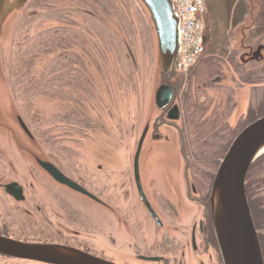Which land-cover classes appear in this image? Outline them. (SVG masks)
<instances>
[{
    "label": "flooded vegetation",
    "instance_id": "flooded-vegetation-1",
    "mask_svg": "<svg viewBox=\"0 0 264 264\" xmlns=\"http://www.w3.org/2000/svg\"><path fill=\"white\" fill-rule=\"evenodd\" d=\"M31 1L23 7L16 31L14 86L9 87L12 105L5 93L8 87H1L0 91V236L27 244L66 246L114 264H224L210 199L216 173L225 156L217 163H198L196 154L205 150L201 145L214 146L222 153L230 139L234 136L235 140L248 126L240 130L246 123L249 106L257 102L264 87L263 32L253 46L256 51L261 48L255 67H252V50L240 58L242 68L239 70L226 61L218 73L190 79L187 73L185 76L179 73L181 61L175 68L165 69L157 56L161 84L156 87L154 100L160 115L143 128L133 156L132 178L115 180L111 173L103 172L104 167H114L112 153L108 150L117 144L113 101L118 100L120 91L129 103L131 92L144 85L141 77L145 70L147 74L150 72L156 48L159 54L158 47L153 45L149 33L146 35L133 20L131 22L127 7L134 5L127 1L119 4L99 0L102 7H107L101 8L106 11L103 14L74 7L73 13L90 19V23H79L70 15H64V9L46 4L39 6L45 13H25ZM42 20L57 21L59 29L38 32L37 24ZM118 22L122 25L120 30ZM50 59L53 61L49 64L46 60ZM225 67L235 71L230 77L233 85L222 84L226 76L223 81L209 85L208 82L223 77ZM251 71L259 75L258 83H242L238 73ZM97 76L104 82L113 78L115 87H107L106 82V87H102ZM240 92L249 95L245 113L239 107L237 95ZM215 96L222 99L218 101ZM189 97L194 106L191 112L200 117L194 127H203L196 135L188 116ZM159 100L164 104L160 106ZM164 128L177 133L179 151L185 162L181 181L184 197L196 207V212L182 227L176 226L178 220L183 224L182 220L189 217L182 216L168 201L161 193L164 190L156 192V201L168 205L170 211L164 212L168 214V223L150 201L141 169L143 148L139 160L140 183L135 171V158L144 134L145 140L165 142L161 135ZM130 132H136L134 125L130 126ZM77 142L82 144L81 152L93 162L90 169L70 165V155L77 151L74 147L72 151L66 143ZM49 168L57 169L64 180L67 178L90 196L57 180ZM70 192L84 196L107 214L99 219L81 211ZM173 193L174 198L179 199L174 188ZM136 200L146 213L140 215L132 210ZM260 200H264V193ZM148 221L155 225L151 241L146 235L150 227ZM123 225L126 229L121 227ZM167 226L173 229L168 231ZM255 227L264 259V227L258 224ZM121 230L130 233L131 241L130 238L123 241L115 234ZM92 235L103 240L109 237L113 247L127 248L132 258L122 263L93 248L91 242L86 243ZM56 236H62V242H55ZM76 241L81 243L73 246L71 242ZM0 257L46 264L1 253Z\"/></svg>",
    "mask_w": 264,
    "mask_h": 264
},
{
    "label": "rangeland",
    "instance_id": "rangeland-1",
    "mask_svg": "<svg viewBox=\"0 0 264 264\" xmlns=\"http://www.w3.org/2000/svg\"><path fill=\"white\" fill-rule=\"evenodd\" d=\"M13 1V0H11ZM113 3H119L122 1H127L128 4H133L134 7L128 6L127 9L129 14L131 15L130 20L134 22L135 26L138 28L141 27L145 34L149 33L151 41L153 45L155 44V48L157 46V37L156 32L150 17L149 12L145 8V6L141 3L140 0H111ZM248 5L250 6L249 15L245 17L243 23H241L235 30L234 36L231 41V50L235 52L236 62L240 64V58L247 54L248 51L255 52L254 45L256 44L257 38H251L252 32L254 30V20L256 17L257 12L259 11V1L258 0H246ZM41 4H46L50 6H55L56 9H64V15L68 14L71 18L78 20L79 23L82 22H89L90 19H85L80 15H76L73 13L74 7H83L85 9H89L91 11H99L100 13H105L102 9H107V7H102L100 5L99 0H33L31 1L28 8H26L25 13L28 14H42L45 13L44 9L39 8ZM102 8V9H101ZM23 8L19 12H13L9 17L5 20L1 33H0V91L2 90L1 87H8L7 91V99L11 101L12 105V97L10 96V89L9 87L14 86L13 82V70L14 67V60L16 56V48H14V42L17 41L16 38V31L18 29L19 18L22 16ZM68 10H71L68 12ZM69 19V18H68ZM92 22V20H91ZM88 23V24H89ZM87 25V24H84ZM119 30L121 29L122 25L118 22L117 23ZM60 23L57 21H41L37 24V31H49L51 29L58 30ZM83 26V24H81ZM41 29V30H40ZM62 49H60V52ZM157 54V55H156ZM155 58L152 64H150V72L145 70L143 73V77H141V82H144L142 87H137L134 89L131 94L129 95V103H127V99H124L119 91L118 100L114 99L113 106H114V113H115V125L117 129L116 134V143L112 148H108V150L112 153V163L114 164L112 169L110 167H104L103 172L104 174L111 173L112 179L114 177L115 180L119 179H129L132 178V166H133V156L136 152L137 143L143 131L145 124L149 121L156 120L160 115L159 110L156 107L155 100H154V93L156 87L161 84V80L158 78V57L159 54L157 53V48L155 49ZM54 59V58H53ZM53 59L46 60V62H52ZM241 65V64H240ZM255 67V66H254ZM226 68V67H225ZM221 69V67H220ZM226 70V71H225ZM39 73V72H38ZM41 73V72H40ZM39 73V74H40ZM179 73L181 75H186V72L183 71L181 68L179 69ZM224 73V74H223ZM222 73L223 77L226 76L227 80L224 81L223 85L231 86L233 85L231 76L234 75L235 71L232 69L226 68ZM122 74V72H119ZM188 74V73H187ZM222 77V76H221ZM99 85L102 87L105 86V82L107 87H115L112 80H105L102 81L99 76H97ZM158 79V81H157ZM13 84V85H12ZM118 89V88H117ZM264 96V91L261 94ZM239 107L243 113L246 112L249 95L247 93L244 94L240 92L238 95ZM216 100H221V96H215ZM246 101V102H245ZM134 117V120L132 119ZM117 119V120H116ZM234 121V117L232 119ZM111 123V121H109ZM15 125V123L13 122ZM112 124V123H111ZM114 124V122H113ZM134 125L136 128L135 133L130 132V126ZM15 127V126H14ZM18 129V128H17ZM161 132L162 136L165 137V142H158L152 138H147L145 140V144L142 151L141 156V169L143 172V178L145 181V186L147 188L148 194L150 196V201L152 205L162 218V220L169 222L168 214L164 212L169 210L167 204H160L157 203V195L156 192H161L165 194V196L169 199L171 203H173L178 211L181 212L182 216L185 218L182 220L183 224L180 220H178L177 227H182L184 223H188L190 217L196 212V207L190 203L184 197L183 185L181 181L183 180V170H184V159L182 158L180 151H179V139L177 133L169 128H164ZM1 141V140H0ZM3 141V140H2ZM2 144V142H0ZM77 151H73L70 155V165L73 167H86L90 169L93 166V162L84 155L81 150L82 144L80 145L78 142L76 143H66ZM80 152H79V150ZM110 166V165H109ZM72 167V168H73ZM113 171V172H112ZM115 171V172H114ZM129 179V180H130ZM165 187V188H163ZM173 188L179 194V199L174 198ZM158 193V192H157ZM69 195L72 197L74 202L76 201L78 207L81 211H86L91 214L94 218H102L107 213L103 208L99 207L95 203L91 202L90 200L86 199L84 196L70 192ZM76 204V203H75ZM180 207L182 209H180ZM132 210L137 211L141 214L146 213L145 208L141 205L138 200L132 203ZM170 211V210H169ZM98 214V215H97ZM173 216V215H172ZM104 219V218H103ZM143 219V216H141ZM144 222V220H141ZM104 223V221H103ZM57 225L62 226L61 223L57 222ZM148 225L150 226L148 232L146 233L147 237L151 239L154 236L155 225L150 221H148ZM123 229H126L121 226ZM73 228V227H72ZM166 229L171 231L173 228L167 226ZM127 231V230H126ZM124 230L115 231L116 235H119L121 240L128 239L131 241L130 233ZM119 234H118V233ZM109 238V237H108ZM106 238L103 240L102 237L92 235L89 241L86 243H90L93 248L99 249L103 251L109 257H114L115 260L120 261L122 263H128L132 258L131 252L127 248H120V247H113L108 241L109 239ZM63 237L56 236L55 242H62ZM73 241V240H71ZM81 242H71L73 246L79 245ZM98 245V247L96 246ZM86 246H88L86 244ZM0 264H38V263H30V262H20L16 260H11L7 258L0 257Z\"/></svg>",
    "mask_w": 264,
    "mask_h": 264
},
{
    "label": "water",
    "instance_id": "water-1",
    "mask_svg": "<svg viewBox=\"0 0 264 264\" xmlns=\"http://www.w3.org/2000/svg\"><path fill=\"white\" fill-rule=\"evenodd\" d=\"M140 1L152 20L162 67L165 69L175 68L181 61L180 19L175 13L172 0ZM27 2L28 0H0V33L9 15L21 11ZM260 51L261 48L252 52L251 60H256ZM223 79L224 77H218L208 84L214 85ZM161 97L164 96L161 95ZM169 97L168 93L167 98L169 99ZM162 102L160 101V106L164 104ZM145 137L146 133L139 143L135 158V171L139 183V160ZM262 155H264V117L248 125L237 136L222 159L215 176L210 203L215 234L224 264H264L246 192L248 171ZM49 171L57 180L90 196L84 189L67 178L64 180L57 169L49 168ZM0 253L46 264H114L74 248L60 245L27 244L2 236H0Z\"/></svg>",
    "mask_w": 264,
    "mask_h": 264
},
{
    "label": "trees",
    "instance_id": "trees-1",
    "mask_svg": "<svg viewBox=\"0 0 264 264\" xmlns=\"http://www.w3.org/2000/svg\"><path fill=\"white\" fill-rule=\"evenodd\" d=\"M207 12L205 15V51L198 63L189 72L190 79L193 76H205L207 74L218 73L221 65H232L236 69L242 68L235 60V52L231 50V41L234 36V30L243 23L246 16L249 15L250 6L246 0H205ZM259 1V11L255 17V26L251 38H257L263 32L264 36V0ZM253 61V66L256 64ZM250 63V62H249ZM264 72V71H263ZM187 75V74H186ZM240 80L244 84L256 85L258 83L257 72L251 71L247 73H238ZM264 87L262 89V93ZM261 93V94H262ZM188 116L190 115V123L193 126V135L200 132L203 127L196 129L197 114L191 112L193 110V102L188 98ZM264 116V96L260 95L257 102L249 106L247 117L244 119L246 123L240 128L243 130L252 121ZM234 140V136L230 139L228 145L223 149L222 153H218L214 146L201 145L204 151L196 154L198 163H209L210 161H219L225 156V153ZM199 144V143H198ZM246 192L251 209L254 224L264 227V200H260L261 193H264V155L259 157L249 169L246 180Z\"/></svg>",
    "mask_w": 264,
    "mask_h": 264
},
{
    "label": "built area",
    "instance_id": "built-area-1",
    "mask_svg": "<svg viewBox=\"0 0 264 264\" xmlns=\"http://www.w3.org/2000/svg\"><path fill=\"white\" fill-rule=\"evenodd\" d=\"M180 19V68L188 73L205 51V0H172Z\"/></svg>",
    "mask_w": 264,
    "mask_h": 264
}]
</instances>
